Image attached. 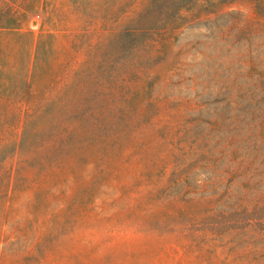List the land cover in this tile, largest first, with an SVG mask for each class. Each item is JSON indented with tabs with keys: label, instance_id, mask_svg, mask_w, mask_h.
I'll use <instances>...</instances> for the list:
<instances>
[{
	"label": "rangeland",
	"instance_id": "obj_1",
	"mask_svg": "<svg viewBox=\"0 0 264 264\" xmlns=\"http://www.w3.org/2000/svg\"><path fill=\"white\" fill-rule=\"evenodd\" d=\"M0 264H264V0H0Z\"/></svg>",
	"mask_w": 264,
	"mask_h": 264
}]
</instances>
